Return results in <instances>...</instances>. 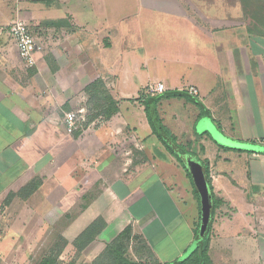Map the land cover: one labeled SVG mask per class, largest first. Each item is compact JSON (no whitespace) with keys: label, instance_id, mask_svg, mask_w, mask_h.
Segmentation results:
<instances>
[{"label":"crops","instance_id":"1","mask_svg":"<svg viewBox=\"0 0 264 264\" xmlns=\"http://www.w3.org/2000/svg\"><path fill=\"white\" fill-rule=\"evenodd\" d=\"M92 1L0 0V264H40L60 238L68 242L62 262L67 253L72 256L73 241L98 218L106 228L82 252L84 264H92L128 226L165 264L183 260L194 246L197 220H184L173 189L152 162L163 154H153L150 145L162 141L146 113L144 102L152 96L146 88L162 83L166 92L186 94V88H195L189 81L169 84L153 73L152 63L163 58L158 49L182 55L183 44L196 50L217 34L223 43L227 33L248 38L242 0H131L130 15L115 12L116 6L103 14L101 0L96 6ZM17 19L30 25L36 40L34 67L21 59L8 33ZM147 29L158 41L154 47L145 37ZM227 42L231 79L220 90L229 86L235 95L239 134L227 136L216 125L218 106L226 103L213 97V89L194 97L208 116L198 117L202 123L195 132L213 140L202 139L200 153L214 193L224 201L218 220L226 221L220 227L240 218L245 232L212 235L210 257L214 264H250L251 257L254 264H264V228L257 234L248 229L255 213L264 220V153L242 150L247 154L230 157L215 139L264 147V108L255 94L259 86L264 96V75L257 86L244 67L246 61L254 68L256 60L258 68L261 57L264 72V40L244 46ZM97 80L118 104L109 119L89 104L86 88ZM80 110L86 118L82 132L70 136L64 116ZM223 112L221 126L227 129L233 118ZM168 117L165 112L155 122L168 124ZM240 163L245 172L236 169ZM30 185L32 191L24 194ZM238 208L243 212L237 215ZM247 239L252 243L246 250Z\"/></svg>","mask_w":264,"mask_h":264},{"label":"rangeland","instance_id":"2","mask_svg":"<svg viewBox=\"0 0 264 264\" xmlns=\"http://www.w3.org/2000/svg\"><path fill=\"white\" fill-rule=\"evenodd\" d=\"M113 1V0H112ZM111 0H101L99 1V12H102L103 14H108L112 12L111 9L114 8V6L117 7L114 11L122 12L123 15H130L133 8V3L131 0H114L112 2ZM97 1L93 0L92 4L96 6ZM138 7V6H137ZM144 12L143 10L140 11V13ZM262 12L264 17V4L262 6ZM129 23V20H128ZM148 31V29L146 30ZM227 41H231L232 43L235 42L238 46H244L248 42L251 41H262L264 38H260L258 36H249L246 37V33H238L236 36V33H227L224 34ZM230 35V37H229ZM145 37H148V41L151 45V47L156 46L158 41L156 38H154L151 33L146 32ZM220 38L219 34L213 36L211 39L206 40L205 44L201 43L199 47L195 50L194 48L190 49L186 45L183 44V48H181L180 52L182 55H177V50L172 48H164L158 49L159 51H163V58L159 61H156L157 64H154V62L151 65V69L153 70V73L158 76V78H164L166 82L169 84H179L184 83L187 84V81L191 82L192 85L195 86V89L198 90L199 96H203V93H209L210 89H213L215 91V94L213 97H217L220 99L221 102H225V107L218 106V118L215 120L216 125L225 132V135H229L231 132L233 136L237 137L239 134V131L237 130L236 121V110L234 109V102L236 100L233 99L235 97L234 93H232L231 88L228 86L225 89V92L220 90V86L224 80H230L231 79V73L228 69V66L225 64L227 61V56L229 51V47L231 46L230 43L226 42H220L218 41ZM231 38V39H229ZM163 45V44H162ZM233 45H235L233 43ZM167 47V45H163ZM152 50V49H151ZM179 52V50H178ZM192 55V56H189ZM193 54H196L194 57ZM234 54V52H233ZM190 57L188 58L187 62H183V57ZM258 60V68L256 67L255 61L254 68L250 64H247L245 62V69L248 71V73L253 77L255 85L258 86L259 83L262 82V73L264 75V72L261 70L260 64H263L262 58L259 57ZM225 64V65H224ZM224 65V66H223ZM238 68V65H237ZM259 75H256L258 74ZM156 76V77H157ZM257 77V78H256ZM259 78V79H258ZM221 81V82H220ZM180 85V84H179ZM189 85V84H187ZM186 88L185 90H187ZM200 89V90H199ZM144 92V91H143ZM257 95L258 102L263 110L264 108V96H262L261 89L257 88V92L255 93ZM166 95V94H165ZM192 97V96H191ZM189 96H173V95H167L163 96L160 100L156 101V105L154 101L150 104L151 112L157 113L160 119H162V114H166L171 116V120L168 117V124L163 123L162 126L158 125L155 126L156 131L158 134H162L163 131L167 132L169 136L174 138L176 141L175 143L183 147L186 152L192 153L194 156L199 157V159H202L200 149H202L201 141L202 139H207L211 141V136L208 135H202L196 134V125L197 127L201 125V123L196 122L199 116L204 117L205 119L208 117L204 113L203 107H199V102L194 100ZM216 99V98H215ZM222 99V100H221ZM123 100H119V102H122ZM198 102V103H197ZM90 107H91V103ZM226 113L230 118H233V122L230 123V126L226 127L227 129L223 128L221 125H223L222 117L224 115V112ZM88 113V112H87ZM173 114V115H172ZM262 122L264 123V113ZM162 123V122H161ZM164 125V126H163ZM164 127V128H163ZM184 127V128H183ZM234 128V130H232ZM80 136V135H79ZM154 142L150 145L152 152L154 154L155 150H158L157 152L165 155H161L159 157L156 155V157L152 159V162L154 165L158 166L160 170V177L164 181V183L168 186L169 189L172 190L173 198L176 200L177 204L179 205L184 220L192 221V220H198V198L197 195L194 192V187L192 185L191 178L188 176L186 170L184 169L183 165L179 162V160L172 155L167 146L162 144V142H158V139H154ZM213 142V140L211 141ZM155 143V144H154ZM217 146V145H216ZM255 146H259L256 145ZM154 150V151H153ZM222 151L229 154L230 157L234 154H239L242 152V154H247V152L244 151H237V150H231V149H223ZM156 154V153H155ZM249 154V152H248ZM239 166V167H238ZM235 167V164L234 166ZM245 165L241 164L237 165L236 169L240 168L243 170V172L246 171ZM251 197V194H250ZM197 212V213H196ZM243 211L238 208L237 215L241 214ZM218 213L219 210L216 211L214 220L212 222V235H227L230 234V230L233 234H238L245 232L243 231V227H245L244 224H241L240 220H232V222H235V225H232L231 227L228 226L224 227V225L221 226V223H224L226 220H218ZM256 215V216H255ZM254 217L256 220H251L254 223V227L252 224H250V228L254 232V234H257L256 232H259L258 229L260 227L264 228V220H258L259 213H255ZM197 218V219H196ZM254 218V219H255ZM189 223V222H188ZM256 226V227H255ZM252 227V228H251ZM258 228V229H257ZM183 229V228H182ZM244 235V234H242ZM252 243L249 239L246 240V242H243V248H250ZM196 241L194 242L193 250L196 246ZM48 246V243L46 244ZM71 250V249H70ZM247 250V249H246ZM72 256H70V253H67L64 256V259H59V264H70V262L73 264H84L83 261V255L82 253L77 252V250L72 245L71 250ZM68 256H70L68 258ZM130 258L135 259L132 253L129 254ZM182 261V260H179ZM94 262V261H93ZM250 262L254 264V259L251 257ZM250 263V264H251ZM258 263V262H257ZM260 264V262L258 263Z\"/></svg>","mask_w":264,"mask_h":264},{"label":"trees","instance_id":"3","mask_svg":"<svg viewBox=\"0 0 264 264\" xmlns=\"http://www.w3.org/2000/svg\"><path fill=\"white\" fill-rule=\"evenodd\" d=\"M244 8V17L248 22V34L251 36H258L264 38V17L262 12V6L264 0H242ZM86 92L89 95V102L97 110L99 115H103L106 119L111 118L113 115L118 113L119 108L118 104L114 102L111 95L108 93L104 82L102 80H97L94 83L90 84L86 88ZM166 94V95H165ZM173 95V96H189L190 95L184 92H166L164 94L154 95L146 99V113L148 115L149 122L152 126L154 134L162 141L164 145L167 146L169 152L174 155L179 162L183 165L188 176L191 178L189 170L186 167L184 162V156L190 155L198 159L205 169V176L208 183V188L210 190L211 199L213 202V207L211 210V219L208 226L206 235L203 238H200V227H201V205L199 194L193 184L194 192L198 198L199 204V216L195 224V241L196 246L192 252H190L187 257L182 261H176L170 264H214L210 257V242L212 239V222L215 217L217 210H220L224 206V201L217 197L214 193V188L211 184L209 166L208 163L199 157L194 156L190 152H186L183 147L178 146L171 136L168 133L163 131L160 135L157 133L155 126H162L161 121L158 118V121L155 122V118L158 117V114L152 113L150 104L152 101L154 103L160 100L163 96ZM191 98L194 99L192 96ZM156 105V103H155ZM157 120V119H156ZM164 128V127H163ZM83 129V127H82ZM78 130L74 133V136L78 137L81 134V130ZM223 149H227L224 146H220ZM233 149V148H229ZM242 151L240 149H235ZM253 153L252 151H249ZM33 189V185L28 186L23 193H27ZM106 228V222L103 218L96 219L90 226H88L72 243L73 247L77 252L82 253L96 238L100 233ZM68 245V242L60 238L52 249V255L47 256L42 260L40 264H59V256L63 252L64 247ZM132 253L135 259L130 258L129 254ZM92 264H165L160 262L157 258L154 250L151 248L149 243L141 236L135 235L131 226H128L124 231H122L117 238L108 244L104 252L92 263Z\"/></svg>","mask_w":264,"mask_h":264},{"label":"built area","instance_id":"4","mask_svg":"<svg viewBox=\"0 0 264 264\" xmlns=\"http://www.w3.org/2000/svg\"><path fill=\"white\" fill-rule=\"evenodd\" d=\"M8 33L14 41L21 59L28 67L36 65L35 52L37 49L36 40L31 33L30 25L22 20L17 19L8 26ZM146 91L149 95H159L167 91V88L162 83L150 84ZM186 92L193 97L199 95L198 90L190 87ZM86 121L83 110L67 112L64 116V125L68 135L73 136L74 133L84 126Z\"/></svg>","mask_w":264,"mask_h":264},{"label":"water","instance_id":"5","mask_svg":"<svg viewBox=\"0 0 264 264\" xmlns=\"http://www.w3.org/2000/svg\"><path fill=\"white\" fill-rule=\"evenodd\" d=\"M156 120V118H155ZM216 141L224 146H230L233 149H240L252 152H260L264 153V147L255 146L252 144H237L228 142L222 136L217 135L215 137ZM184 162L186 164L187 169L191 175V179L193 184L199 194L200 197V205H201V227H200V238H203L208 230V226L211 219V210L213 207V202L210 195V190L208 188V183L205 176V169L203 164L198 161L197 158L187 155L184 156ZM193 251V248L190 252ZM189 252V253H190ZM187 257V256H186Z\"/></svg>","mask_w":264,"mask_h":264}]
</instances>
